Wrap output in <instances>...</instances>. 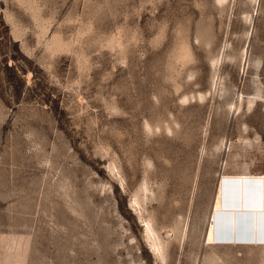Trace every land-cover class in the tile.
Segmentation results:
<instances>
[{"label": "rangeland", "instance_id": "374dc122", "mask_svg": "<svg viewBox=\"0 0 264 264\" xmlns=\"http://www.w3.org/2000/svg\"><path fill=\"white\" fill-rule=\"evenodd\" d=\"M263 102L264 0H0V264H264L209 241Z\"/></svg>", "mask_w": 264, "mask_h": 264}, {"label": "bare ground", "instance_id": "6f19581e", "mask_svg": "<svg viewBox=\"0 0 264 264\" xmlns=\"http://www.w3.org/2000/svg\"><path fill=\"white\" fill-rule=\"evenodd\" d=\"M259 97L254 94L248 97L249 102H257ZM234 110L239 113L240 107ZM222 166L227 167L226 162ZM248 166L245 164L239 174L220 176L218 197L209 221L210 243L264 245V173H250ZM223 213H232V218Z\"/></svg>", "mask_w": 264, "mask_h": 264}, {"label": "water", "instance_id": "95a60500", "mask_svg": "<svg viewBox=\"0 0 264 264\" xmlns=\"http://www.w3.org/2000/svg\"><path fill=\"white\" fill-rule=\"evenodd\" d=\"M222 215H224V216H228L229 218H232V213H223Z\"/></svg>", "mask_w": 264, "mask_h": 264}]
</instances>
